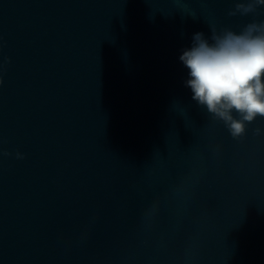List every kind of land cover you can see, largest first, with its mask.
I'll return each mask as SVG.
<instances>
[{
    "label": "water",
    "instance_id": "95a60500",
    "mask_svg": "<svg viewBox=\"0 0 264 264\" xmlns=\"http://www.w3.org/2000/svg\"><path fill=\"white\" fill-rule=\"evenodd\" d=\"M238 2L0 0V264H264V117L233 139L179 60Z\"/></svg>",
    "mask_w": 264,
    "mask_h": 264
},
{
    "label": "clouds",
    "instance_id": "9594fccd",
    "mask_svg": "<svg viewBox=\"0 0 264 264\" xmlns=\"http://www.w3.org/2000/svg\"><path fill=\"white\" fill-rule=\"evenodd\" d=\"M262 6L264 0L238 2L228 15H248ZM210 31L207 38L203 32L194 33L191 47L179 56L188 69L184 84L197 105L206 109L213 121L223 122L231 137L239 140L247 124L264 117V21L249 22L238 32L215 26H210ZM260 134V128L254 129V135ZM15 158L24 157L17 151ZM156 208L153 204L149 218Z\"/></svg>",
    "mask_w": 264,
    "mask_h": 264
}]
</instances>
